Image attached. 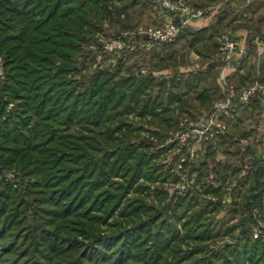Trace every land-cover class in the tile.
Wrapping results in <instances>:
<instances>
[{"label":"trees","instance_id":"16d2710c","mask_svg":"<svg viewBox=\"0 0 264 264\" xmlns=\"http://www.w3.org/2000/svg\"><path fill=\"white\" fill-rule=\"evenodd\" d=\"M186 1L219 7L205 13L208 24L102 68L88 49L101 25L132 28L152 0H0V175L20 180L0 178V264H264V243L250 236L253 211L264 207L255 150L263 135L240 152L252 156L246 178L226 187L241 169L232 165L239 142L260 126L259 97L222 116L227 132L206 141L200 158L177 163L184 192L166 187L182 180L174 162L187 149L155 139L207 117L223 98L214 60L237 15L232 0ZM252 35L251 54L228 72L237 89L264 83ZM224 235L233 241L216 247Z\"/></svg>","mask_w":264,"mask_h":264},{"label":"rangeland","instance_id":"374dc122","mask_svg":"<svg viewBox=\"0 0 264 264\" xmlns=\"http://www.w3.org/2000/svg\"><path fill=\"white\" fill-rule=\"evenodd\" d=\"M153 1V6L151 7V11L150 12H147V10H143V12H142V14L141 15H136V20H137V24L135 25V26H133L132 28H129V29H127V30H123V29H118V28H114V27H112L110 24H108V23H104L103 25H101L102 26V31L100 32V36H104L105 37V39L106 40H109L108 42H110V41H112V40H110L111 38H114L116 35H121V34H124L125 33V36H126V34L128 33V32H130L131 34H133V36H131L130 37V42H133L134 44L135 43H137V47H136V49L137 48H139V49H141V50H147V49H149L150 47L149 46H152V44H154L155 42H160V41H157V40H153V39H151V38H147V37H145V35H142V34H138V33H136V29L137 28H140V27H142V28H147V27H160V26H162L168 19H170V18H172V19H174L176 22H177V24H178V26L180 25V27H179V33H178V35L180 34V32L182 31V28L184 27V26H186V25H188V24H193V25H198V23L199 22H202V21H204L206 24H207V22H209L210 20H211V15L215 12V10L217 9L218 10V7H219V5H215V6H213V7H209V8H206V10H204V9H201V8H195L194 6H193V4H192V1L191 2H187L186 0H182V2L183 3H185V5L187 6V8L190 10V11H192V12H197V11H208V12H210V14L211 15H206V14H204V15H202V16H199V17H194V18H191V19H188V21L186 20V18H188L189 16H190V14H185L186 12H184V11H182V10H175V11H171V10H169V9H167L166 7H164L162 4H163V1L164 0H152ZM178 1H180V0H170V2H172L173 4H177L176 2H178ZM253 1L254 0H232L231 1V4H232V6H233V8H234V14H237L236 15V17H235V21H233V22H231L230 24H229V26L225 29V30H223V32L224 33H222V35H231V36H233L234 37V40H235V43H236V45H237V50H236V58H239V57H241V54L242 53H244V55H243V57H242V62L240 63V65L244 62L245 63V61L247 60L246 59V56L248 55V54H251V50L249 51V43H248V41L250 40H248V35L250 34V33H253V35L251 36V42H252V44H254V45H256V44H258V45H262V44H264V6H261V7H257L258 8V10L256 11V12H253V13H250V14H248V15H242L243 14V11H246L247 10V8H248V6L249 5H252V3H253ZM262 2V1H261ZM185 14V15H184ZM208 16H210V18L208 17ZM242 16H244V17H242ZM253 18V19H252ZM134 19H135V17H134ZM208 20V21H207ZM257 20H261L260 21V24H259V22L257 21ZM184 21V22H183ZM187 21V22H186ZM207 21V22H206ZM186 22V23H185ZM185 23V24H184ZM181 24H183V26H181ZM201 24V23H200ZM205 24V25H206ZM257 28H259V29H257ZM245 30V31H244ZM251 30V31H250ZM239 32V33H238ZM244 32H246V35H243L242 33H244ZM241 36H240V35ZM99 35H97V37H96V39L98 38V36ZM177 35V36H178ZM221 35V36H222ZM176 36V37H177ZM221 36H220V38L218 39V54H217V58H215V60L214 61H218L219 60V57H220V54H219V46H220V39H221ZM103 37V38H104ZM175 37V38H176ZM174 38V39H175ZM96 39H95V41H96ZM173 39V40H174ZM172 40V41H173ZM95 41H93V42H95ZM171 41V42H172ZM92 43V42H91ZM167 43V42H166ZM181 44H183V42L181 41ZM257 47V46H256ZM195 47H193V48H190L189 49V47L187 46L186 47V51L187 50H190V53H189V58H188V60H189V62L191 63L192 62V64H194V66H199L200 65V59H199V56H198V54H196V52H195V49H194ZM107 53V52H105V51H103V50H101V48H98V50H97V53L99 54V58H97V61L98 62H101V64L103 65V67L102 68H104V67H106V68H108V67H111V65H114L115 64V59H114V57L115 56H117V55H120V54H122V53H124V54H126L125 52L126 51H121L122 53H120V54H117V52H114V53H112V54H104V53ZM113 56V58L112 59H106V60H103V61H101V58L102 57H106V56ZM256 64L257 65H259V62H261V60H262V58H264V55H258L257 54V51H256ZM0 59L3 61V75H4V72H5V65H4V59H3V57L0 55ZM185 67H187V66H185ZM233 70H235V69H233ZM233 70H231V71H233ZM245 69H243V71H244ZM142 72H145V71H147L146 69H142L141 70ZM231 71H229V73L231 72ZM245 72V71H244ZM228 76V75H227ZM256 76V78H259L258 76L259 75H255ZM0 77H1V75H0ZM3 77V76H2ZM218 80H219V75H218ZM227 83L230 85V86H232L233 88H235L237 91H239V92H241V91H243V90H245V89H247L248 87H250V86H252L254 83H258V84H260L261 86H263L264 87V83H261L260 81H258V80H254L253 81V83L252 84H250L249 86H246V87H243V88H241V89H237L235 86H234V84L233 83H231L230 81H229V79H228V77H227ZM223 88V87H222ZM223 91H224V89H222ZM224 95H225V93H224ZM224 95H223V100H224ZM223 100H221V99H219L216 103H218V102H220V101H223ZM215 103V104H216ZM229 113V112H228ZM261 116L262 117H260V119H259V123L261 124V123H264V118H263V108H262V113H261ZM221 119H223L224 120V123H223V125H225V127H226V130L225 131H223L222 133H219L218 135H220V134H224L225 132H227V123H226V121H225V119L223 118V117H221ZM200 120H197V121H195V122H192V121H190L189 119H187V118H185V119H183L181 122L183 123V125H186V127L187 128H189V127H191V126H194L195 124H196V122H199ZM137 122H139L138 121V119H135L134 118V123H137ZM222 122V121H221ZM141 123V122H140ZM139 123V124H140ZM181 125V124H180ZM259 125V124H258ZM257 125V126H258ZM253 127V126H252ZM258 128V127H257ZM257 128L255 129V131L254 132H252L251 134H249V136L247 137H242V140L239 142V144H238V147H239V150H238V156H236V157H233V163H232V165L233 166H236V167H238V166H240V168H241V166H243L244 165V163H243V158H244V156L246 155V153L244 154V156L243 157H241V154H240V152L241 151H244V149H245V147H246V144H247V141H251L252 139H254V138H257V137H259L260 135H263V137H264V129L262 128V129H260L259 130V132H257ZM181 129V128H180ZM262 133V134H261ZM218 135H216L215 136V138H217V136ZM174 136H175V134H174ZM173 136V137H174ZM192 136H194L193 134H192ZM173 137H171V138H173ZM171 138H166L165 140H158V139H155V141L157 142V144L158 145H160V146H166L168 143H169V140L171 139ZM214 138V139H215ZM218 139V138H217ZM217 142V141H216ZM204 147V145H201V146H199L198 148L199 149H202ZM197 149V148H196ZM255 150H256V153L257 154H259V152H260V154H264V150H263V147H258L257 145L255 146ZM184 152V154H185V152H186V150L185 151H183ZM199 154V153H198ZM166 158H167V160H169V162H171V154H168L167 156H166ZM198 158H200V156L199 155H197V158H196V160L198 159ZM237 158V159H236ZM252 159V158H251ZM195 160V161H196ZM263 162H264V159H263ZM263 162H262V164H263ZM177 163H181L178 159L177 160H175V162H174V168H175V170L178 172L177 174H181L182 176H180L181 178H182V180L180 181V182H178L177 184H173V183H169V184H166V187L167 188H169V189H171V190H175V188H177L178 189V191L181 193V192H184L185 190H186V188H187V180H186V176L184 177L183 176V172H182V170H179L177 167ZM251 164H250V168H251ZM241 170V169H240ZM239 170V171H240ZM250 170V169H249ZM249 172V171H248ZM248 172H247V174L244 176L245 178H246V176L248 175ZM6 178L7 180H10V181H12L13 179L14 180H16V178H14V176L12 175V174H7L6 175V173H2L1 175H0V178ZM6 176V177H5ZM238 178L237 179H235L234 177H230V178H228V180L226 181L227 183H226V187L227 188H229V189H231V187L232 186H234L235 185V183H236V181L238 180V179H243L244 180V178H240L239 177V172H238V176H237ZM20 182V180H16V185L18 184ZM152 188H154L153 186H152ZM228 198H229V196L228 195H226L225 197H224V201L226 202V201H228ZM261 204H263V203H261ZM224 212H225V210H223V211H221L220 213H219V215H218V217H222L223 216V214H224ZM257 221L258 222H264V207H262L261 209H260V213H259V215L257 216V217H254V222L252 223V226H251V229H250V236L252 237V239L253 240H260V241H262L263 243H264V240H263V238H260V239H257V238H255L254 237V227L256 226V224H257ZM223 231V230H222ZM261 231L262 232H264V229H261ZM238 230L236 231V233H235V235H237L238 234ZM223 235V234H222ZM233 239L234 238H232L230 235H224V236H222V237H220V238H218V240H216L215 242H216V244H215V246L216 247H221L223 244H225V243H227V242H232L233 241ZM184 249H185V247H184ZM187 249V248H186Z\"/></svg>","mask_w":264,"mask_h":264},{"label":"built area","instance_id":"2783aa9c","mask_svg":"<svg viewBox=\"0 0 264 264\" xmlns=\"http://www.w3.org/2000/svg\"><path fill=\"white\" fill-rule=\"evenodd\" d=\"M177 4H173L170 0H164L163 6L171 11L182 10L186 12L185 14H190L186 20L199 17L204 15L207 11H190L185 3L182 0L176 2ZM184 14V15H185ZM186 21V22H187ZM184 22V21H183ZM185 22V23H186ZM184 23V24H185ZM183 26V24H181ZM179 27L177 22L170 18L168 19L162 26L160 27H147V28H137L135 31L138 34L145 35L147 38H151L153 40H157L160 42H171L179 33ZM133 36L130 32H128L125 36L124 34L116 35L114 38L106 40L104 36H98L95 42H92L88 45V49L97 53L98 48L107 52L104 54H112L117 52V54L122 53L121 51H126L125 53L134 52L137 47V43L130 42V37ZM104 37V38H103ZM257 46V54L264 55V44ZM236 50L237 45L235 43L234 37L231 35H222L220 39L219 46V60L218 62L221 65V70L219 73V81L224 89V100L216 103L212 112L199 122H196L194 126L189 128L186 125H183L181 122L179 131L176 132L175 136L169 140V142H178L181 146L186 147V153H181L179 155L180 162H194L198 155V147L203 145L206 141H212L216 135L222 133L226 130L225 125H223L224 120L221 117L227 114L232 108H235L239 104L248 103L253 97H259L261 102V106L263 108V118H264V87L258 83H254L252 86L247 89L239 92L232 86L227 83V75L228 72L235 69L242 62V57L244 53L241 54V57L236 58ZM0 75L3 76V61L0 59ZM222 121V122H221ZM264 129V123H261L258 129ZM192 134L194 136H192ZM264 142V137H263ZM258 147H263L264 145L257 144ZM197 148V149H196ZM260 154V152H259ZM258 154V155H259ZM252 156L250 154H246L243 158L244 165L241 166V170L239 172V177L244 178L247 172L250 169ZM262 158H264V154H262ZM264 166V162H263ZM264 204V197L262 200ZM260 213V209H254L253 214L254 217H257ZM254 237L257 239L263 238L264 240V232L261 229H264V222H258L254 227Z\"/></svg>","mask_w":264,"mask_h":264},{"label":"crops","instance_id":"0c3cea01","mask_svg":"<svg viewBox=\"0 0 264 264\" xmlns=\"http://www.w3.org/2000/svg\"><path fill=\"white\" fill-rule=\"evenodd\" d=\"M262 1V2H261ZM261 7V6H264V0H259V4L257 5V7ZM258 10V8H256V9H247L246 11H243V14L242 15H248V14H250V13H253V12H256ZM242 17H244V16H242ZM253 19V18H252ZM258 22H259V24H260V21L261 20H257ZM207 22V21H206ZM201 23V24H200ZM198 24H200V25H205L206 23L204 22V21H202V22H199ZM207 24H208V22H207ZM259 29V28H258ZM245 31V30H244ZM239 33V32H238ZM243 35H246V32H244V33H242ZM240 35V34H239ZM241 36V35H240ZM233 73V72H232Z\"/></svg>","mask_w":264,"mask_h":264}]
</instances>
